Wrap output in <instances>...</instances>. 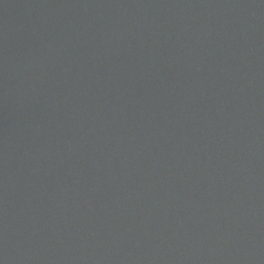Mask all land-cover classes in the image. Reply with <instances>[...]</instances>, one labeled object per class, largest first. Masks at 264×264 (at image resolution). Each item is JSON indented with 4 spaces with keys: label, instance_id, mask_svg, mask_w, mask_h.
Here are the masks:
<instances>
[{
    "label": "water",
    "instance_id": "obj_1",
    "mask_svg": "<svg viewBox=\"0 0 264 264\" xmlns=\"http://www.w3.org/2000/svg\"><path fill=\"white\" fill-rule=\"evenodd\" d=\"M0 264H264V0H0Z\"/></svg>",
    "mask_w": 264,
    "mask_h": 264
}]
</instances>
